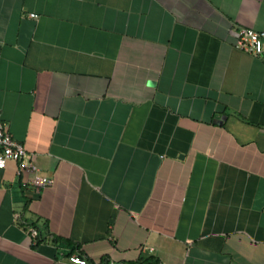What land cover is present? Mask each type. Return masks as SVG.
Segmentation results:
<instances>
[{
  "label": "crops",
  "instance_id": "1",
  "mask_svg": "<svg viewBox=\"0 0 264 264\" xmlns=\"http://www.w3.org/2000/svg\"><path fill=\"white\" fill-rule=\"evenodd\" d=\"M264 0H0V264H264ZM38 230V238L30 234Z\"/></svg>",
  "mask_w": 264,
  "mask_h": 264
},
{
  "label": "built area",
  "instance_id": "2",
  "mask_svg": "<svg viewBox=\"0 0 264 264\" xmlns=\"http://www.w3.org/2000/svg\"><path fill=\"white\" fill-rule=\"evenodd\" d=\"M236 45L239 49L254 55L264 53V30L257 31L250 28H240L237 31ZM29 157L25 146L16 141L8 130V124L0 118V168H4L9 160L19 161V170H28L33 173L31 182L38 188L50 186L54 182L51 177L43 175L31 162H24ZM30 234L33 238L38 236V230L32 228ZM69 260L75 264H88V261L77 253L69 256Z\"/></svg>",
  "mask_w": 264,
  "mask_h": 264
},
{
  "label": "trees",
  "instance_id": "3",
  "mask_svg": "<svg viewBox=\"0 0 264 264\" xmlns=\"http://www.w3.org/2000/svg\"><path fill=\"white\" fill-rule=\"evenodd\" d=\"M39 234V233H38ZM39 236V235H38ZM38 236L36 237V239L38 238ZM154 259H152V258H149V259H147V260H145L144 262L146 263V264H160V261L159 260H155V261H153Z\"/></svg>",
  "mask_w": 264,
  "mask_h": 264
}]
</instances>
